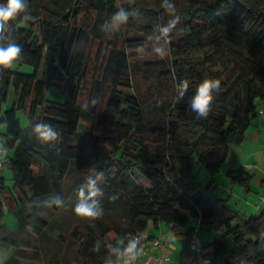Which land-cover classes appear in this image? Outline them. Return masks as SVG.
Instances as JSON below:
<instances>
[{
	"label": "trees",
	"instance_id": "1",
	"mask_svg": "<svg viewBox=\"0 0 264 264\" xmlns=\"http://www.w3.org/2000/svg\"><path fill=\"white\" fill-rule=\"evenodd\" d=\"M171 2L179 12L175 22L164 0H28L31 19L0 31V46L21 47L13 65L0 70V110L9 105L0 116L7 151L0 169V246L15 250L2 264H104L118 254L114 243L126 244L149 223L164 224L179 241L195 231L214 233L209 247L222 264H264V212L241 218L225 200L206 196L217 188L212 180L200 184L194 175V169L218 174L253 119L264 117V0ZM121 7L136 14L118 28L103 27ZM137 48L164 49L166 56L143 61L131 52ZM153 69L170 75L174 92L162 127L148 132L130 90ZM204 79L219 80L220 88L200 117L191 98ZM181 80L189 88L179 98ZM62 85L64 102L46 100L49 88ZM19 112L29 120L25 129ZM38 122L50 123L58 139L40 141L32 131ZM147 133L161 137L156 150ZM136 175L148 187L138 185ZM226 177L247 188L252 175L240 168ZM89 179L100 190L97 219L72 210L81 187L87 195ZM56 196L62 206L49 202ZM42 212L63 225L59 236L50 233ZM8 214L17 220L15 230L4 221ZM190 217L196 228L187 227Z\"/></svg>",
	"mask_w": 264,
	"mask_h": 264
},
{
	"label": "crops",
	"instance_id": "2",
	"mask_svg": "<svg viewBox=\"0 0 264 264\" xmlns=\"http://www.w3.org/2000/svg\"><path fill=\"white\" fill-rule=\"evenodd\" d=\"M3 108V107H2ZM0 110V116L4 108ZM264 110V103L261 104ZM4 132V126L0 125V135ZM1 143V140H0ZM1 145V144H0ZM242 168L252 175L251 182L247 188L233 184L226 173ZM10 176V175H9ZM210 178L208 174L203 175L202 184ZM217 186L213 193H206L210 200L222 199L226 201L228 208L241 218L258 215L264 212V207L260 210L255 208L258 196L264 193V117L257 115L246 131L245 140L238 147L233 148L228 160L223 165L218 174L212 178ZM198 220L190 217L187 227L196 228ZM148 238L162 236L167 241L169 261L159 258L153 249H148L145 256L138 264H196V256L189 247V236L179 241L164 224L154 227L151 223L146 229ZM214 237V233L196 231V243L203 255H212L209 245ZM1 254V253H0ZM4 257L0 255V260L4 262Z\"/></svg>",
	"mask_w": 264,
	"mask_h": 264
},
{
	"label": "clouds",
	"instance_id": "3",
	"mask_svg": "<svg viewBox=\"0 0 264 264\" xmlns=\"http://www.w3.org/2000/svg\"><path fill=\"white\" fill-rule=\"evenodd\" d=\"M164 4L170 13H173L175 5L171 0H164ZM136 14V9L131 11L121 7L114 15L108 24L103 27L107 28L109 24L113 28H118L121 24L126 23L131 15ZM179 12L172 15L173 22L176 21ZM19 19L21 22H26L31 19L28 12V0H0V31L11 27V21ZM168 27L161 29V34H166ZM157 52L160 49H156ZM21 56V47L10 42L7 46H0V70L9 68ZM180 86L177 88V95L182 98L189 88V83L185 80L179 82ZM220 88V81L217 79H204L196 88L195 94L191 98V109L200 117H206L209 113L210 104L214 98V92ZM36 137L44 142H55L58 139L59 132L48 122H38L32 128ZM102 177V173L97 174ZM95 181L88 180V191L85 195V188L81 187L78 192V199L73 206V213L81 218L97 219L103 215V209L99 206L95 199L99 193V189L95 187ZM57 206L63 205L61 197L56 196L49 201ZM139 234H130V239L126 244L121 245L116 242L112 245L118 249L117 255H109L104 259V264H130V260L142 253V245L140 244Z\"/></svg>",
	"mask_w": 264,
	"mask_h": 264
},
{
	"label": "rangeland",
	"instance_id": "4",
	"mask_svg": "<svg viewBox=\"0 0 264 264\" xmlns=\"http://www.w3.org/2000/svg\"><path fill=\"white\" fill-rule=\"evenodd\" d=\"M156 49H160V48H153V51L151 53H147L141 48L133 49L131 50V52L133 55L136 56L137 59L143 61L164 60L166 56V51L164 49H160V51L157 52ZM13 69L14 70L17 69L19 72H23V73L31 71L30 67L25 65H21V66L14 65ZM171 80L172 79L170 75L166 73L165 70L157 71L156 69H153L152 71L150 70L146 71L143 74V76L137 77L134 80L130 93L137 95V97L139 98L143 122L145 126L148 128V132L154 125L157 127V129H160L162 127V122L164 117L163 116L164 107L170 103L171 97L173 96V92H174ZM64 92L65 91L63 85L53 86L48 89L45 98L46 100H55L56 102L62 103L65 100ZM2 107L4 108V110H6L9 108V105L4 104ZM17 116L19 119L20 128L21 129L27 128L29 126L28 118H26V116L22 112L17 113ZM145 135H146L145 140L147 144L150 145L152 150H156V147L159 144V139L161 137L158 139L154 135L149 133ZM1 146L2 145H0V147ZM6 155H7V151H6ZM205 174L207 175L208 173H206L204 169H194V175L196 177L197 182H199L200 184L204 182L203 175ZM3 175L8 179L10 174L4 171ZM208 177L210 178V180H212L213 178L209 174ZM135 182L144 188L148 187V183L140 175L135 176ZM258 197L259 198L257 204L260 201V196ZM40 217L50 223V233L53 236L57 237L62 233L63 225L58 221H55L51 216H49V214L42 212L40 214ZM4 221L10 230L16 229L17 220L14 215L12 214L6 215ZM0 251H1L0 255L4 257L3 259L5 261L11 254L14 253L15 250L14 247L0 246ZM22 262L24 264H39L37 262L29 261V260L27 261L23 260ZM2 263L3 261L0 260V264Z\"/></svg>",
	"mask_w": 264,
	"mask_h": 264
},
{
	"label": "built area",
	"instance_id": "5",
	"mask_svg": "<svg viewBox=\"0 0 264 264\" xmlns=\"http://www.w3.org/2000/svg\"><path fill=\"white\" fill-rule=\"evenodd\" d=\"M260 114L264 115L263 110H259ZM6 149L0 147V169L3 167L5 161ZM264 207V193L260 195V201L255 205L257 210ZM141 239L140 244L142 245V253L139 256L133 255L130 260V264H138V262L145 256L148 249H153L159 258H163L165 261H169V255L167 254V241L162 236L155 238H148L146 232L139 233ZM189 247L196 256V264H222V260L213 257L212 255H203L201 249L196 243V231L189 235Z\"/></svg>",
	"mask_w": 264,
	"mask_h": 264
}]
</instances>
